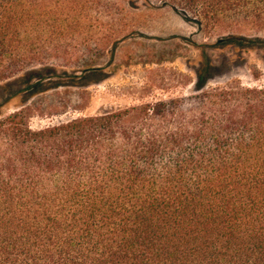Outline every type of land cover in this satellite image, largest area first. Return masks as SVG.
Listing matches in <instances>:
<instances>
[{"label":"trees","instance_id":"obj_1","mask_svg":"<svg viewBox=\"0 0 264 264\" xmlns=\"http://www.w3.org/2000/svg\"><path fill=\"white\" fill-rule=\"evenodd\" d=\"M35 14L0 0L3 92L29 84L18 108L2 110L24 89L0 102V264H264V84L208 87L205 55L190 95L33 128L45 110L29 98L73 84L51 85L70 76L37 47Z\"/></svg>","mask_w":264,"mask_h":264},{"label":"rangeland","instance_id":"obj_2","mask_svg":"<svg viewBox=\"0 0 264 264\" xmlns=\"http://www.w3.org/2000/svg\"><path fill=\"white\" fill-rule=\"evenodd\" d=\"M247 1L231 6L226 0H198L195 6L186 0H33L36 17L46 22L38 29L37 47L53 53L47 60L50 67L70 76L59 72L51 85L73 84L29 98L27 105L45 110L31 118V126L190 95L205 55L216 68L208 87L232 80L264 84L263 47L221 43L230 35L264 38V0ZM89 69L99 74L90 76ZM21 80V75L10 79L15 88L5 93V82L0 83V102L24 89L4 112L21 106L29 85H18Z\"/></svg>","mask_w":264,"mask_h":264}]
</instances>
